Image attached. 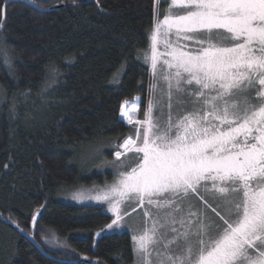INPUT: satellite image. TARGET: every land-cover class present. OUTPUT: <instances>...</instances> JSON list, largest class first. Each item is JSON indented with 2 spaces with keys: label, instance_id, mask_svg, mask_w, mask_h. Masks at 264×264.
<instances>
[{
  "label": "snow or ice",
  "instance_id": "snow-or-ice-1",
  "mask_svg": "<svg viewBox=\"0 0 264 264\" xmlns=\"http://www.w3.org/2000/svg\"><path fill=\"white\" fill-rule=\"evenodd\" d=\"M149 39V99L142 119L140 97L121 106L136 127L113 181L72 199L108 205L98 237L143 209L139 264H264V0H154Z\"/></svg>",
  "mask_w": 264,
  "mask_h": 264
},
{
  "label": "trees",
  "instance_id": "trees-1",
  "mask_svg": "<svg viewBox=\"0 0 264 264\" xmlns=\"http://www.w3.org/2000/svg\"><path fill=\"white\" fill-rule=\"evenodd\" d=\"M86 2L36 0L43 10L63 6L46 12L20 3L6 9L0 48L6 38L13 62L0 63V214L32 233L39 210L34 237L55 259L133 264L129 234L95 235L113 218L104 207L59 195L110 180V166L91 168L81 157L107 149L104 159L115 160L118 145L135 133L118 117L125 100L141 98L140 116L149 99L151 71L141 55L154 0ZM0 264L61 263L0 221Z\"/></svg>",
  "mask_w": 264,
  "mask_h": 264
},
{
  "label": "rangeland",
  "instance_id": "rangeland-1",
  "mask_svg": "<svg viewBox=\"0 0 264 264\" xmlns=\"http://www.w3.org/2000/svg\"><path fill=\"white\" fill-rule=\"evenodd\" d=\"M164 9L161 10V12L163 13ZM152 29V27H151ZM150 40V39H149ZM149 45H150V41H149ZM149 45L148 47L146 48V51L149 49ZM145 53V52H144ZM144 53L141 55V58L143 59V62L147 63L144 59ZM10 56V55H9ZM11 57V56H10ZM2 58H3V52H2ZM12 58V57H11ZM13 62V58L11 60V64ZM149 69H150V64L147 63ZM151 71V69H150ZM162 83V82H161ZM121 107V106H120ZM141 106H139L138 110H137V118L138 119H142L143 118V113L144 111L140 114L139 116V113H140V108ZM121 111V110H120ZM142 115V117H141ZM120 120L123 122L124 126L125 127H136L134 124H127L125 121L126 119L122 116H120V112H119V117ZM107 149H95V150H89L86 152L85 155H83V157H81L79 163H82L83 165L86 164V166L88 167H91V168H103L104 166H110V169L112 170V172L114 173V167L113 165L115 164H118L119 162L118 161H115L114 159H109V160H105V156H106V151ZM132 154H128V156H131ZM123 159H127V157H124ZM113 178L114 176L108 180L107 182H100V183H97V184H88L86 186H82L84 188H93V187H96V188H103L104 185L106 183H111L113 181ZM81 186H75V188H65L64 191H62V193L59 195V197L62 199V200H68L69 202H72L74 204H82V205H87V204H90V205H94V206H102L104 207L105 209V212L110 215L111 217H113L112 219H114V215L109 211V208H108V205L106 203H99V202H96V201H83V202H77V201H74L72 199V191L75 190L76 188H79ZM195 203V201H194ZM132 206H128V211L131 213L130 215H127L124 217V220L122 222V225L120 228L118 229H115L114 231L112 230H108V231H105L104 234H110V233H116V234H121V233H127L129 234L130 238H131V242H132V249L134 247V244H133V240H132V236L134 234H137L143 227H144V222H145V217L143 215V209L137 207L136 208V211H132ZM81 256H79L78 258H80ZM134 262L133 264H139V260H138V257L134 255Z\"/></svg>",
  "mask_w": 264,
  "mask_h": 264
},
{
  "label": "water",
  "instance_id": "water-1",
  "mask_svg": "<svg viewBox=\"0 0 264 264\" xmlns=\"http://www.w3.org/2000/svg\"><path fill=\"white\" fill-rule=\"evenodd\" d=\"M92 1H95V0H89V2H86V3H81L82 5H87L89 4L90 2ZM5 4L2 6V10H1V14H2V18H1V23L3 25L2 28H0V32H2L3 28H4V24H5V20H6V9L9 5H11L12 3H20V4H26L30 7H32L33 9H37L39 11H42V12H46V11H52V10H56L58 9L59 7H63V6H56L55 8H50V9H39L35 4H32V3H29L28 0H8L6 2H4ZM37 219H38V216H37ZM0 221L3 222L5 225L9 226L11 228V230L13 229L15 232H17L18 234H20L26 241H28L33 248H35L37 250L38 253H40V255L43 257V258H47L49 260H52L53 262L55 263H61V264H71V261L72 260H67V261H64V260H60V259H55L53 258L48 252L44 251L41 246L39 245L38 242H36L35 240V231H34V226L32 223H31V228H32V233H28L26 231H23L21 232L20 229L17 227V224L14 223L13 221H9L7 219H5L1 214H0ZM38 221V220H37ZM87 257L83 256L81 257L79 260H77L79 262V264H105V263H101L99 261H96V260H90V259H85Z\"/></svg>",
  "mask_w": 264,
  "mask_h": 264
},
{
  "label": "flooded vegetation",
  "instance_id": "flooded-vegetation-1",
  "mask_svg": "<svg viewBox=\"0 0 264 264\" xmlns=\"http://www.w3.org/2000/svg\"><path fill=\"white\" fill-rule=\"evenodd\" d=\"M81 257H83V256H81ZM81 257H80V258H81ZM80 258H78L77 260H79ZM90 260H91V259H90ZM101 263H102V262H101Z\"/></svg>",
  "mask_w": 264,
  "mask_h": 264
},
{
  "label": "bare ground",
  "instance_id": "bare-ground-1",
  "mask_svg": "<svg viewBox=\"0 0 264 264\" xmlns=\"http://www.w3.org/2000/svg\"><path fill=\"white\" fill-rule=\"evenodd\" d=\"M120 116H121V114H120Z\"/></svg>",
  "mask_w": 264,
  "mask_h": 264
},
{
  "label": "built area",
  "instance_id": "built-area-1",
  "mask_svg": "<svg viewBox=\"0 0 264 264\" xmlns=\"http://www.w3.org/2000/svg\"><path fill=\"white\" fill-rule=\"evenodd\" d=\"M120 150V149H119Z\"/></svg>",
  "mask_w": 264,
  "mask_h": 264
}]
</instances>
